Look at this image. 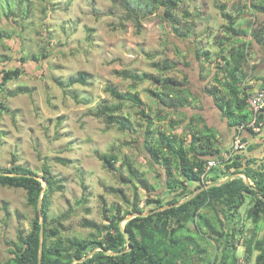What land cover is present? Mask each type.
<instances>
[{
    "label": "rangeland",
    "instance_id": "374dc122",
    "mask_svg": "<svg viewBox=\"0 0 264 264\" xmlns=\"http://www.w3.org/2000/svg\"><path fill=\"white\" fill-rule=\"evenodd\" d=\"M262 5V0H191L173 14V27L178 30L175 33L161 19V10L140 16L136 25L114 0L3 1L0 72L20 67L22 73L8 82L3 91L0 89V102L5 100L3 94L19 91L6 100L8 110L0 118V168L9 166L14 157L16 165L37 174L46 165L56 179L62 180L63 190L52 195L48 215L50 221L66 215L60 230L67 238L93 239L96 232L83 227L84 220L98 227L107 225L116 209L120 214L129 210L134 193L141 207L148 210L145 199L150 196L138 178L157 188L156 193L162 198H168L163 178L156 176L162 172L143 148L145 119L162 111L152 94L155 86L148 81L134 85L116 72L148 77L161 74L179 81L186 77L194 97L182 113L170 112L162 128L169 130L172 119L180 122L173 132L188 144L184 117L197 113L219 132L224 151L230 148L231 130L204 89L216 63L222 61L217 41L226 35L228 17L235 18V29L241 33L234 36L236 44L247 46V84L251 91L259 89V79L264 77V42L257 44L250 32L256 29L264 39V11L258 10ZM3 33L11 38H4ZM203 51L208 54L199 58ZM226 52L221 55L228 56ZM165 62L175 65V69H162ZM81 72L87 74L86 83L66 87V82ZM108 87L130 99L121 108V115L130 121L124 131L116 124L106 126L103 118L92 114L102 106L118 105ZM134 100L138 107L132 104ZM154 124L159 128L157 122ZM96 153L114 155L117 161L111 168L105 167ZM123 179L131 182L124 183ZM248 202L246 199L238 211L246 235L253 228L244 216ZM33 218L34 211L27 205L23 190L0 186V264L6 242L15 241L19 230L27 232ZM232 226H228L229 231ZM262 233L258 232V238ZM242 243L237 244L238 260L244 257ZM202 246L207 249L206 257L204 261L194 258L197 264H206L216 255L213 241L202 242ZM247 264H254L253 258Z\"/></svg>",
    "mask_w": 264,
    "mask_h": 264
},
{
    "label": "trees",
    "instance_id": "16d2710c",
    "mask_svg": "<svg viewBox=\"0 0 264 264\" xmlns=\"http://www.w3.org/2000/svg\"><path fill=\"white\" fill-rule=\"evenodd\" d=\"M3 1L6 0H0V4ZM188 1L191 0H114L127 19L136 25L140 16H150L161 10V19L175 33H178V30L173 27L175 20L173 14L181 4ZM252 7L257 8L256 5ZM258 10L264 11V6L258 7ZM235 25V18L228 17V26L224 31L226 35L217 41L222 61L216 63L215 72L204 89L231 130V144L240 126H243L244 132L255 135V132L247 127L252 121V113L247 104L252 89L247 84L248 77L245 71L248 62L247 46L244 43L236 44L234 36H240L241 33L235 29ZM250 33L257 44H263L264 39L256 29H252ZM4 38L11 37L5 34ZM230 42L234 43L232 47L228 44ZM226 45L230 47L227 50ZM224 51H227L228 56L221 55ZM206 54L208 53L203 51L198 57ZM162 69L169 71L175 69V65L165 62ZM21 73L20 67L2 70L1 91L8 82L18 79ZM116 75L131 80L134 85L148 81L155 86L152 94L162 111H158L152 119H145L146 139L143 148L150 161L162 172L156 176L158 179L163 178L162 183L167 189L168 200L157 194V188L153 185L138 178L137 182L150 196L145 199L146 205L150 207L148 210L141 207L134 193L129 210L120 214L116 209L107 225L98 227L94 222L84 220L83 227L96 232L93 239L67 238L60 230L61 220L66 215L51 221L48 215L52 195L63 190L62 180L56 179L46 165L42 166L40 174H37L29 168L16 165L15 158L12 157L9 166L0 168V186L23 190L27 205L34 211V218L27 232L19 230L15 241L6 242L5 257L1 264H38L40 222L36 206L40 196V210L44 219L41 264H197L194 258L204 261L207 249L202 246V242L208 241L215 243L216 255L212 261L207 260L206 264H236L237 244L241 242L244 243L243 259L246 263L253 258L254 264H264V167L257 168L256 159H246L244 153L249 148L240 153L230 154V145V148L223 151L218 140L219 132L210 127L197 113L189 118L184 117L185 129L190 137L188 144L173 132L180 126V122L172 119L169 130L162 128V123L170 112L182 113L181 110L187 108L189 100L194 97L187 86L186 77L179 81L161 74L157 77H148L126 71L116 72ZM86 78L87 74L81 72L77 77L69 79L66 87L84 85ZM259 80V89L264 91V77ZM107 91L118 101V105L102 106L92 114L103 118L106 126L116 124L119 130L124 131L129 128L130 121L121 115V108L125 106L123 103L130 99L109 87ZM18 94V90L3 94L5 100L0 102V118L8 110L6 100ZM132 104L138 107L137 100ZM139 114L144 121L143 111L141 110ZM263 117L264 114H260L258 120L262 121ZM155 122L159 124L157 129L154 127ZM1 137L0 132V141ZM241 140L245 142L244 138ZM96 154L105 167L111 168L117 161L114 155ZM212 159L218 160V166L207 169V162ZM58 162L63 163L61 160ZM238 173L247 177L249 185H246L242 177L237 176L226 183L200 191L180 206H173L207 184L222 182ZM132 174L135 172L132 171ZM27 175L35 176L37 179ZM40 180L46 183L45 190ZM123 180L124 183L131 182L129 179ZM246 199H249V202L244 213L245 220L250 221L253 226L250 235H246L238 212L246 203ZM169 205L173 207L146 217H133L124 222L128 216L150 213ZM3 210L7 217L6 207ZM123 222V230L129 243L121 231L120 226ZM231 223L233 226L229 231L228 226ZM260 231L263 233L258 238ZM127 247H130V250L119 255L111 256L103 252L119 253ZM96 249L103 251H96L82 262H76Z\"/></svg>",
    "mask_w": 264,
    "mask_h": 264
},
{
    "label": "built area",
    "instance_id": "2783aa9c",
    "mask_svg": "<svg viewBox=\"0 0 264 264\" xmlns=\"http://www.w3.org/2000/svg\"><path fill=\"white\" fill-rule=\"evenodd\" d=\"M249 111L252 113V121L247 125L253 132L257 133L262 128L264 121H259L258 116L264 114V91L257 89L250 92L247 98ZM245 133L243 126L237 129V135L231 144L230 154H236L244 151L247 144L243 142L242 134ZM241 134V135H240ZM228 158V157H227ZM218 160L212 159L207 162V169L218 166ZM236 264H247L244 259H239Z\"/></svg>",
    "mask_w": 264,
    "mask_h": 264
},
{
    "label": "water",
    "instance_id": "95a60500",
    "mask_svg": "<svg viewBox=\"0 0 264 264\" xmlns=\"http://www.w3.org/2000/svg\"><path fill=\"white\" fill-rule=\"evenodd\" d=\"M248 134H249V133H248ZM27 176H28V177H33V178L37 179L35 176H31V175H27ZM237 176L242 177V178L245 180L246 185H249V181H248L247 177H246L244 174H242V173L234 174V175H232L231 177H229L227 180H224V181H222V182L207 184L205 187H203V188H201L200 190L194 192L191 196H189V197H188L187 199H185L184 201H182V202H180V203H177V204H175V205H173V206H174V207H175V206H176V207H177V206H180V205H182L183 203H185V202L191 200V199H192L193 197H195L200 191L205 190V189H207V188H209V187H211V186H214V185H221V184H223V183H226V182H228L229 180L236 178ZM40 181H42V180H40ZM42 182H43V181H42ZM45 189H46V183L43 182V190H45ZM40 202H41V196H40V198L38 199V203H37V206H36V210H37L38 217H39V222H40L39 249H38V264H41V254H42L43 236H44V219H43V216H42V213H41V210H40ZM173 206H171V205H169V206H163V207L158 208V209H156V210H154V211H152V212H150V213L134 214V215H132V216H128V217H126L125 220H124V222L128 221L129 219H131V218H133V217H137V216H140V217H146V216H148V215H150V214L161 212V211L166 210V209H168V208H171V207H173ZM120 227H121V231H122V233H123V235H124V237H125V239H126V242L129 243V242H128L127 235H126V233H125L124 230H123V226H120ZM129 250H130V247H127V248H126L124 251H122V252H119V253H110V252L103 251V250H101V249H96V250L92 251V252H91L88 256H86L85 258H83V259H81V260H78V261H76V262H82L83 260H85V259L91 257L92 254H93L94 252H96V251H103L106 255H111V256H112V255H119V254H122V253H126V252H128Z\"/></svg>",
    "mask_w": 264,
    "mask_h": 264
},
{
    "label": "crops",
    "instance_id": "0c3cea01",
    "mask_svg": "<svg viewBox=\"0 0 264 264\" xmlns=\"http://www.w3.org/2000/svg\"><path fill=\"white\" fill-rule=\"evenodd\" d=\"M262 121H264V117ZM242 138L245 139V143L247 144L246 148H249L244 153L246 159H256L264 154V130L260 133H255V135L245 132L243 133Z\"/></svg>",
    "mask_w": 264,
    "mask_h": 264
},
{
    "label": "flooded vegetation",
    "instance_id": "af4514ba",
    "mask_svg": "<svg viewBox=\"0 0 264 264\" xmlns=\"http://www.w3.org/2000/svg\"><path fill=\"white\" fill-rule=\"evenodd\" d=\"M263 130H264V124H263L262 128L259 130V133L262 132ZM255 165L259 169L262 168V167H264V154H262L260 157H258L256 159Z\"/></svg>",
    "mask_w": 264,
    "mask_h": 264
},
{
    "label": "clouds",
    "instance_id": "9594fccd",
    "mask_svg": "<svg viewBox=\"0 0 264 264\" xmlns=\"http://www.w3.org/2000/svg\"><path fill=\"white\" fill-rule=\"evenodd\" d=\"M243 135V134H242Z\"/></svg>",
    "mask_w": 264,
    "mask_h": 264
}]
</instances>
